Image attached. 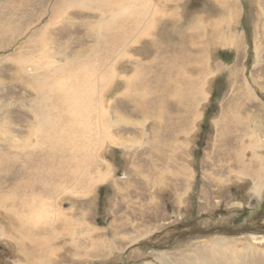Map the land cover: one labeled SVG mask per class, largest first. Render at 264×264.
Masks as SVG:
<instances>
[{
  "label": "rangeland",
  "instance_id": "rangeland-1",
  "mask_svg": "<svg viewBox=\"0 0 264 264\" xmlns=\"http://www.w3.org/2000/svg\"><path fill=\"white\" fill-rule=\"evenodd\" d=\"M44 103L89 150L37 147ZM217 226L264 228V0H0V264H264V233L140 245Z\"/></svg>",
  "mask_w": 264,
  "mask_h": 264
},
{
  "label": "bare ground",
  "instance_id": "bare-ground-1",
  "mask_svg": "<svg viewBox=\"0 0 264 264\" xmlns=\"http://www.w3.org/2000/svg\"><path fill=\"white\" fill-rule=\"evenodd\" d=\"M144 14V13H143ZM138 24V23H137ZM125 33V32H124ZM133 34V33H132ZM129 37V36H128ZM117 39V38H116ZM114 47V46H113ZM128 80V79H127ZM47 80H44L43 84L41 86H48L50 89L51 85L49 82H45ZM80 83L77 84L76 82L74 86V91L72 93V96L76 99H80L84 97V94L88 93L85 91L86 86H83L85 84V80L79 78ZM130 82V81H129ZM128 85V84H127ZM40 86V87H41ZM85 87V88H84ZM65 88V87H64ZM48 90V89H47ZM201 94V93H200ZM102 95V94H101ZM100 95V101L101 99ZM203 98V97H202ZM202 98H200L202 100ZM41 99L44 101L47 99L46 94H41ZM199 99V98H198ZM195 100V99H194ZM193 102V101H192ZM195 102V101H194ZM78 104V103H77ZM194 104V103H193ZM83 105V103H82ZM79 106V105H78ZM85 108V107H84ZM78 113V112H77ZM84 113L85 111L82 110L80 115L77 117V115L74 114L72 110H69L67 108H58L54 103H44L40 105L37 110L35 111V114L38 117V126L36 128V138L38 146L41 147L42 145L48 146L47 150L59 148L62 149V157H65L67 154V158L65 162L68 161V159H71L72 153H78L79 151L89 150V144L88 142V136L86 135L85 129L82 127V123H84ZM89 114V113H88ZM87 114V115H88ZM92 114V113H91ZM99 115V114H98ZM95 116V114L93 115ZM92 116V117H93ZM87 119V118H86ZM95 123V122H94ZM93 123V124H94ZM243 124V123H242ZM30 125V124H29ZM96 125V124H95ZM100 126V125H99ZM238 126V125H237ZM31 127V126H30ZM33 128V127H32ZM235 128V127H234ZM29 129V128H28ZM31 129V128H30ZM93 130V129H92ZM220 132V131H219ZM34 136V135H33ZM30 139V138H29ZM28 139V140H29ZM91 139V138H90ZM89 139V141H90ZM34 147V146H33ZM37 151V150H36ZM32 150L31 153L27 155L26 163L30 165L32 168L36 169V173L31 175L32 179H34L38 176H41L40 178L44 177H50L52 178V174L50 173V169L52 168L54 155L56 152H46V154L40 155V153H36ZM70 152V155H69ZM240 154V153H239ZM75 157V156H74ZM237 158V157H236ZM25 163V165H26ZM24 165V166H25ZM48 165L49 170L46 172H41L39 169L40 166ZM25 170V167H24ZM34 171V170H33ZM61 176V175H60ZM23 178V177H22ZM27 179V178H25ZM48 180V179H47ZM45 181V179H44ZM49 181V180H48ZM39 182V181H38ZM28 183V182H27ZM33 183V181H32ZM31 183V184H32ZM25 184V183H24ZM36 184V183H35ZM40 184V183H39ZM38 184V185H39ZM42 184V182H41ZM36 187V186H35ZM34 187V188H35ZM38 188V187H37ZM36 188V189H37ZM32 189V188H31ZM35 189V190H36ZM43 189V188H42ZM41 190V189H40ZM44 190V189H43ZM39 192V190H38ZM42 192V191H40ZM44 192V191H43ZM19 205V204H18ZM44 218V217H43ZM46 218V217H45ZM13 220V219H12ZM39 223V222H38ZM46 223V221H45ZM11 226V225H10ZM12 227V226H11ZM13 230V229H12ZM41 231V230H40ZM36 232V231H35ZM38 232V231H37ZM46 233V232H45ZM43 236V235H42ZM44 237V236H43ZM33 247V246H32ZM33 251V250H32ZM39 256V255H38ZM31 261V260H30ZM33 262V261H32ZM37 263V261H35ZM34 263V262H33ZM32 263V264H33ZM38 263L42 264V261L39 260ZM37 263V264H38ZM31 264V262H30Z\"/></svg>",
  "mask_w": 264,
  "mask_h": 264
},
{
  "label": "water",
  "instance_id": "water-1",
  "mask_svg": "<svg viewBox=\"0 0 264 264\" xmlns=\"http://www.w3.org/2000/svg\"><path fill=\"white\" fill-rule=\"evenodd\" d=\"M216 232H219V233L224 234V235L229 236V237H238V236H243L244 234H247V233H264V228H246V227H244V228L233 230V229L217 226V227H213V228H210L207 230L194 229V230H190L188 232L180 231V232L175 233L169 239L167 244H165V245L158 246V245H154L153 243H150V242H143L140 245L143 247L151 248V249H159V250L162 249L163 250V249L169 247L173 243V240L175 238H179V237L180 238L181 237L182 238H189L193 235H211V234L216 233Z\"/></svg>",
  "mask_w": 264,
  "mask_h": 264
},
{
  "label": "crops",
  "instance_id": "crops-1",
  "mask_svg": "<svg viewBox=\"0 0 264 264\" xmlns=\"http://www.w3.org/2000/svg\"><path fill=\"white\" fill-rule=\"evenodd\" d=\"M6 251H7L8 254H10V249H7ZM11 252H14V251L11 250ZM1 259H2L3 261H5V258H4V257H2ZM8 261H9V260H8ZM2 264H4V263H2Z\"/></svg>",
  "mask_w": 264,
  "mask_h": 264
}]
</instances>
